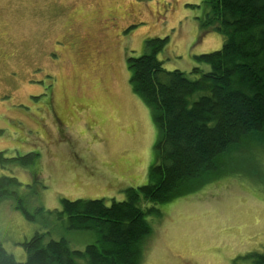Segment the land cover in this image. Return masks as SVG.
<instances>
[{
  "label": "rangeland",
  "instance_id": "obj_1",
  "mask_svg": "<svg viewBox=\"0 0 264 264\" xmlns=\"http://www.w3.org/2000/svg\"><path fill=\"white\" fill-rule=\"evenodd\" d=\"M72 1L76 0H0V151L9 158L38 153L27 166L15 159L0 164V175L19 179L17 195L34 215L29 218L14 206L19 203L16 196L0 203V242L19 261L27 260L24 243L37 232L45 233L44 241L65 238L82 250L98 242L97 229L67 227L68 218L60 212L62 198H103L107 205L126 199L130 187L148 182L156 161V109L134 90L130 57L146 52L148 37L160 31H146L147 12L151 14L146 8L162 0H138L143 2L138 8L143 18L124 32L134 44L111 63L102 65L95 59L88 66L85 73L93 79L86 82L88 90L111 84L112 93L102 92L101 105L79 110L62 131L55 123L50 138L41 130L35 134L38 124L29 121L26 126L15 114L17 102H25L28 92L32 97L24 103L27 107H37L47 98V91L40 92L48 73L56 70L53 64H63L71 73L74 54L72 45L67 47L66 26ZM110 1L107 6H128L132 0ZM170 1L177 9L168 17L171 24L160 31L165 42L158 57L168 70L209 69L197 55L221 48L226 39L225 32L204 26L201 17L209 3ZM92 9L86 8V16ZM58 40L65 42L67 53L52 63L48 52ZM157 206L162 213L146 215L152 232L141 245L146 252L141 264H258L247 254L264 253V129L234 143L204 176L182 185Z\"/></svg>",
  "mask_w": 264,
  "mask_h": 264
},
{
  "label": "trees",
  "instance_id": "obj_2",
  "mask_svg": "<svg viewBox=\"0 0 264 264\" xmlns=\"http://www.w3.org/2000/svg\"><path fill=\"white\" fill-rule=\"evenodd\" d=\"M204 1L210 5L201 17L204 26L226 33L221 48L197 55L209 69H166L158 57L165 42L159 37L147 40L142 55L130 57L134 90L155 107L160 130L148 182L130 187L126 199L110 205L103 198H62L68 228L100 231L98 242L84 250L65 238L44 241L45 233L37 232L24 243L25 261L0 242V264H141L146 254L141 245L152 232L147 213H162L157 204L204 176L234 143L264 129V0ZM4 153L0 164L15 159L27 166L38 156L36 151L12 158ZM18 184L16 176L0 175V203L16 196L14 206L32 218L17 195ZM247 256L264 264V253Z\"/></svg>",
  "mask_w": 264,
  "mask_h": 264
},
{
  "label": "flooded vegetation",
  "instance_id": "obj_3",
  "mask_svg": "<svg viewBox=\"0 0 264 264\" xmlns=\"http://www.w3.org/2000/svg\"><path fill=\"white\" fill-rule=\"evenodd\" d=\"M110 2V0H92V3L84 4L76 0L69 3L66 32L70 37L67 47L71 44L74 54L71 58V73L65 70L63 64L55 63L62 54L67 53L65 42L58 40L55 48L52 47L48 52L56 70L48 73L47 85L40 92V95H44L43 92L47 91V98H42L37 103V107H27L24 103H29L32 97V93L28 92L25 102H17L15 109V114L26 126L29 125V121L38 124L39 129L34 130L35 134H40L38 131L41 130L47 138H50L51 128L55 123H57L56 129L62 131V126L70 117L77 115L79 110L92 104L101 105L98 101L102 100V92L112 93L110 83L103 88L99 85L91 86L88 90L86 82L90 80L92 83L93 79L85 72L95 59L106 65L111 60L118 59L129 44H134L129 38L124 37V32L135 25L131 22L143 18L142 12L138 10L143 2L132 0L129 1L128 6H124V3L107 6ZM86 8H94L88 16H86ZM176 9L177 4L170 0L157 1L152 7L147 6L146 11H151V14L147 12L150 20L146 25V31L155 27L160 31L166 29L171 24L168 17L170 14L173 15ZM203 23L205 25L206 21ZM160 31L155 32L157 36H149L148 39L160 38L163 35H160ZM39 112L45 115L42 116Z\"/></svg>",
  "mask_w": 264,
  "mask_h": 264
}]
</instances>
